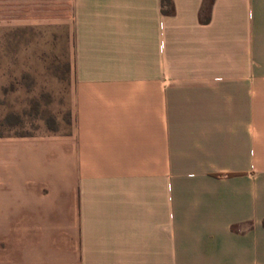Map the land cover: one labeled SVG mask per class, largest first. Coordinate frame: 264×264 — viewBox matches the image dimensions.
Returning <instances> with one entry per match:
<instances>
[{
	"label": "crops",
	"instance_id": "crops-1",
	"mask_svg": "<svg viewBox=\"0 0 264 264\" xmlns=\"http://www.w3.org/2000/svg\"><path fill=\"white\" fill-rule=\"evenodd\" d=\"M72 124L0 135V264H264V0H69Z\"/></svg>",
	"mask_w": 264,
	"mask_h": 264
},
{
	"label": "rangeland",
	"instance_id": "rangeland-1",
	"mask_svg": "<svg viewBox=\"0 0 264 264\" xmlns=\"http://www.w3.org/2000/svg\"><path fill=\"white\" fill-rule=\"evenodd\" d=\"M69 0H0V135L72 124Z\"/></svg>",
	"mask_w": 264,
	"mask_h": 264
}]
</instances>
